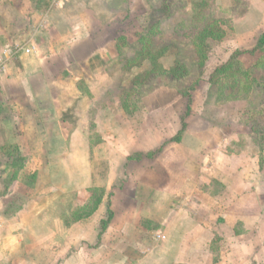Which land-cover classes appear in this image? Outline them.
<instances>
[{
  "label": "rangeland",
  "instance_id": "374dc122",
  "mask_svg": "<svg viewBox=\"0 0 264 264\" xmlns=\"http://www.w3.org/2000/svg\"><path fill=\"white\" fill-rule=\"evenodd\" d=\"M7 1L11 0H0V16H7L16 34L29 33L4 46L0 59L5 57L4 48L35 40L36 52L25 53L40 65L39 72L30 76L37 79L33 87L40 93L55 92L56 103L63 104L62 95L70 87L64 83L71 81L79 91L76 93L86 97V103L77 98L58 120L34 109L53 110L54 102L47 97L35 103L24 100L27 109L22 110L26 112L23 119H13L26 130L24 135L6 130L3 121L11 106L0 103V221L2 216L6 218L2 212L8 206L12 209L27 203L37 183L39 191L45 193L46 186H51L50 174L69 173L76 167L74 161L78 171L89 173L94 162V172L109 176L111 197L117 189L141 186L137 178L151 169L152 174L157 172L158 191L163 196L160 190L168 186L181 192L182 181L187 178V169L181 171L178 165L177 171L166 162L165 150L183 126L201 137L206 128L212 132L216 129L219 142L224 144L220 149L225 152L239 151L233 135L235 129L246 128L243 111H254L258 117L254 127L264 131V114L258 116L259 106L264 107V47L256 48L264 31V5L253 6L250 0H15L8 6ZM62 10L88 18L89 36H50V19H56ZM69 41L68 51H60L59 45ZM16 55L11 54L7 61ZM228 62H238L243 71L248 70V76L236 71L216 81V69ZM176 65L183 67V75L172 79L170 69ZM237 82L240 88H227ZM220 85L225 88L223 92ZM261 110L264 113V108ZM75 111H79L77 116ZM16 127L18 130L20 125ZM63 139L62 149L61 145L60 150L54 149L53 142ZM242 139L248 142L246 147L252 142L249 136ZM209 152L204 149L200 154L207 153L212 159ZM138 154L140 159H136ZM190 161V168L195 166L201 173L204 163L197 167V162ZM150 182L153 184V177L145 178V183ZM253 183L262 188L264 202V172L258 168L253 172ZM136 187V191L144 192ZM197 188L211 195L224 190L217 182H210L208 188L197 183ZM96 189L103 191V196L107 194L101 187L71 189L59 196L56 205L63 211L80 208ZM213 210L203 215V230L190 233L191 239L209 240L207 245L190 246L198 255L190 263L264 264V211L257 209L246 221L235 224L227 219L225 209Z\"/></svg>",
  "mask_w": 264,
  "mask_h": 264
},
{
  "label": "crops",
  "instance_id": "0c3cea01",
  "mask_svg": "<svg viewBox=\"0 0 264 264\" xmlns=\"http://www.w3.org/2000/svg\"><path fill=\"white\" fill-rule=\"evenodd\" d=\"M14 2L15 0L7 1L10 3L7 5H13ZM250 4L263 6L264 0H250ZM54 19L55 17L50 19L49 31L54 34L51 33L50 36L61 39L69 36L77 38L89 36L88 18L84 15H69L67 11L62 10ZM8 21L7 16H0V55L4 46L16 42L18 38L22 39L29 33L25 30L16 34L12 30V25L11 28L8 25ZM30 42L35 43L38 48L35 40L31 39ZM70 43L69 41L59 45L60 51L64 48L68 51ZM17 55L13 61L5 63L0 69V103L11 106L9 116L7 115L3 121L9 133H14L15 130L17 133H26L20 122L15 125L13 121L15 118L23 119L26 113H22L25 108L24 100L35 103L39 98L44 100L47 97L48 101L54 102L51 106H54L53 110L50 107L40 108V112L39 108L34 109L46 118L58 120L63 116V111L72 108L77 98L81 97V103H86V97L76 93L78 89L71 81L64 83L70 84L65 85L70 87L67 93L62 95V98H65L63 104L56 103L57 94L53 91L50 95L40 93L33 87L37 79L30 77L39 72V61L25 53ZM84 111L86 110H81L79 115ZM78 112L75 111L73 115L77 116ZM18 124L20 127L17 130ZM242 129H235L233 135L236 147L240 145L239 151L221 150L224 144L219 142L220 137L216 135L218 132L216 129L212 132L207 128L202 137L195 136L185 129L179 141H173L165 148L168 154L166 162L170 166L178 168L177 166L181 165V171L187 169V178L182 181L181 192H175L168 186L160 190L163 194L160 196L158 175L157 172L152 174L151 169L149 174L144 173V180L140 176L137 178L142 182L141 186L133 184V188L131 185L123 187L126 188L124 191L117 189L112 197L109 196L110 177L94 172L96 166L94 162L89 163L91 167L89 173L84 170L78 171V163L74 161L76 167L70 169L69 173L50 174L51 186H46L48 189L45 193L39 191L40 183H37L36 191L34 190L31 199L29 197L28 201L26 200L27 203L12 209L8 206V210L6 208L2 212V215H7L6 218L2 216L0 221V264H191L190 262L198 258V255L191 252L190 246L207 245V241L209 242L190 237L194 230L198 228L203 230L206 224L205 219H202L205 218L203 215L212 213L213 209H216L215 211L225 209L227 219H232L236 224L238 220L246 221V217L255 214L257 209L258 212L264 211V202L260 195L262 188L259 189L253 183V172L257 168L264 172V143L262 147L259 146L247 134L248 129L244 128V131ZM246 136L252 141L247 147L248 142L242 139ZM61 144H65V139L55 140L54 149H59ZM204 149L209 150L210 154L212 152V159L207 153L200 154ZM129 155L131 154L126 153V157ZM191 158L192 162L195 164L197 162L196 166L201 167L204 163L201 173L200 169L195 171L197 169L195 166L190 168ZM185 160L188 162L186 166ZM134 176L131 175V178ZM152 177L153 184L145 183V178ZM210 182H217L224 190L217 195L205 194L198 190L197 183L208 188ZM136 186L144 192L136 191ZM91 187H101L107 194L103 196L92 214L70 222L71 213L77 208L61 210L56 205L59 196L71 189L87 191ZM187 189L189 190L185 193ZM142 196L147 197L142 200ZM255 206L258 207L254 209ZM108 207L112 212V218L101 232V220L106 219ZM68 221L70 224L67 225ZM156 235H160V238Z\"/></svg>",
  "mask_w": 264,
  "mask_h": 264
},
{
  "label": "trees",
  "instance_id": "16d2710c",
  "mask_svg": "<svg viewBox=\"0 0 264 264\" xmlns=\"http://www.w3.org/2000/svg\"><path fill=\"white\" fill-rule=\"evenodd\" d=\"M264 47V31L260 33L257 42H256V48H262ZM183 67H181L180 65H176L174 67H172L170 69V74L172 76V79H175L177 77L182 76V69ZM236 71H240L241 73H244L246 76H248V70L243 71L242 68L239 66L238 62H228L224 65H222L221 67H218L215 71V74L217 75V77L215 78L216 81H219L220 77H231ZM247 85H244L243 88H246ZM251 85H249L248 83V87L250 90ZM227 88L229 89H235V88H240V83H231ZM225 88L220 85V90L223 92ZM247 93V91H246ZM264 107L259 106L260 111H258V116H263V109ZM189 110V108H188ZM254 111L250 112V110H245L242 112L243 114V119L242 121L245 119L244 122H242L246 128L248 129V135L251 137L252 140H254L255 142H257L259 144V146L262 147V144L264 143V131L263 130H259L257 128H255V124L257 123L256 119L258 118L256 115H254ZM254 124V125H253ZM184 127L179 131V135L177 137H175V139H173V141H179L180 140V135L183 133ZM146 155H151L150 153H147ZM141 155L138 154L136 159H140ZM129 159L131 158V156L128 157ZM132 159V158H131ZM13 164L16 166L17 164L15 162H13ZM96 193L93 192L91 193V197L89 198V200L80 208L74 209L71 213V219L70 222L76 221L80 218H84L89 216L90 214H92L96 208L98 207V205L100 204L102 197H103V191L96 189L95 190ZM112 218V212L108 207V215L106 217V219L101 220V224H100V231L102 232L108 225V223L110 222ZM70 222H66V224H70Z\"/></svg>",
  "mask_w": 264,
  "mask_h": 264
},
{
  "label": "built area",
  "instance_id": "2783aa9c",
  "mask_svg": "<svg viewBox=\"0 0 264 264\" xmlns=\"http://www.w3.org/2000/svg\"><path fill=\"white\" fill-rule=\"evenodd\" d=\"M4 48L3 52L5 57L3 59H0V69L4 66L5 63H7V59L11 54H19V53H26V54H32L36 52L37 45L33 42H27V43H14L12 45V48ZM1 226V222H0ZM157 238H160V235H156Z\"/></svg>",
  "mask_w": 264,
  "mask_h": 264
}]
</instances>
